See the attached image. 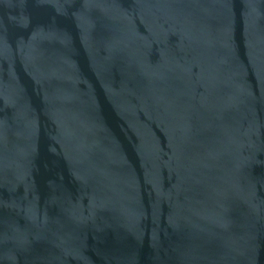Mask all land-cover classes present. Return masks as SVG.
Segmentation results:
<instances>
[{"label": "water", "instance_id": "obj_1", "mask_svg": "<svg viewBox=\"0 0 264 264\" xmlns=\"http://www.w3.org/2000/svg\"><path fill=\"white\" fill-rule=\"evenodd\" d=\"M0 264H264V0H0Z\"/></svg>", "mask_w": 264, "mask_h": 264}]
</instances>
